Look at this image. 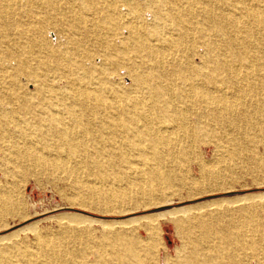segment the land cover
Here are the masks:
<instances>
[{
    "label": "rangeland",
    "instance_id": "rangeland-1",
    "mask_svg": "<svg viewBox=\"0 0 264 264\" xmlns=\"http://www.w3.org/2000/svg\"><path fill=\"white\" fill-rule=\"evenodd\" d=\"M122 1L95 0L88 9L86 2H80L83 10L96 15L94 34H86L92 24L86 20L77 24L75 16L65 11L63 0L58 4L56 26L49 25L43 41L20 45L13 55L0 51V66H7L4 79L10 81L9 76L14 75L15 80L8 92L25 99L18 106L36 97L42 82L53 81L60 91L67 86L57 62L59 53L51 52L58 50L62 37L57 36L58 25L66 37L74 39L67 42V49L79 45L72 56L111 86L128 87L129 68L142 63H146L144 68L150 66V58L133 43L123 46L118 39L114 41L116 22L111 17ZM136 1L141 10L124 13L125 22L142 21L140 29L149 35L165 28L164 15L155 21L144 0ZM40 2L39 12L45 10ZM76 25L79 30L73 27ZM128 31L124 27L122 35L127 36ZM99 35L101 42H97ZM203 53L200 46L188 53L190 62L201 64ZM211 73L229 79L225 71ZM19 115L27 119V135L35 145L31 154H21V146L14 143L19 139L12 135L14 124L7 129L0 126V236L14 234L10 241L1 242L0 264H166L167 257L191 247V238L200 239L205 264H264L263 114L250 113L249 123L256 124V129L245 132L220 126L193 129L190 125L195 117L188 113L191 133L170 122L180 141L155 149L142 147L145 141L139 129L111 133L101 127L98 117L95 129L81 132V142L68 145L43 136L42 125L35 121L37 113L22 110ZM240 120L246 124V115ZM142 133L147 138L156 135ZM22 142L19 140L20 145ZM5 201L10 202L6 211L2 207ZM175 208L179 209L175 219L161 221V232L153 239L146 226L132 231L118 223L105 224ZM227 236L239 241L232 253L235 259L217 256Z\"/></svg>",
    "mask_w": 264,
    "mask_h": 264
},
{
    "label": "bare ground",
    "instance_id": "bare-ground-1",
    "mask_svg": "<svg viewBox=\"0 0 264 264\" xmlns=\"http://www.w3.org/2000/svg\"><path fill=\"white\" fill-rule=\"evenodd\" d=\"M61 1L63 0H41L39 4L45 10L39 12L38 0H0V51L13 55L20 45L33 46L43 41L44 32L49 25L56 26L60 16L58 4ZM93 1L95 0H66L65 11L75 16L77 24L85 20L92 24V28L86 29V34H94V28L97 27L96 15L88 14L79 3L86 2L85 9H88ZM144 2L153 20L164 15L161 20L165 28L163 26L162 30L149 35L140 29L142 21L137 24L125 22V15L122 16L124 13L141 10L142 5L136 0L120 2V10H114L111 17V21L116 22L113 24L114 41L118 39L123 46L133 43L138 52H145L150 58L149 67L144 68L146 63H142L139 67L128 69L130 76L126 77L131 79L128 87L120 84L111 86L103 77L98 78L93 71L86 69L81 59L72 56L79 45L75 43L73 50L66 48L67 42L74 39L66 37V32L60 25L56 28L59 31L57 36H62L58 50L53 49L51 52L59 53L56 57L58 66L66 76L65 89L60 91L53 81L42 82L36 97L27 99L26 104L18 106L24 98L8 92L14 86V75L9 76L10 81H6L4 77L7 66H0V77L3 75L0 78V126L7 129L11 123L14 124L12 135L23 141L21 145L19 140L14 142L18 148L21 146V154L27 155L35 145L27 135V119L19 115L22 110L25 114L37 113L35 121L42 125L44 137L61 139L68 145H73L75 141L81 142V132L85 134L88 130L95 129L97 123L94 120L97 117L101 119V127L111 129V133L124 128L128 132L139 129L138 133L145 141V146L142 147L147 149L159 146L166 148L179 142L181 138L175 133L176 128L171 126L173 123L179 130H185L184 133L188 134L189 130L191 133L192 129L187 127L188 113H193L195 117L190 125L193 129L208 126L245 132L249 128L256 129V124H250L248 118L252 112L264 115V0ZM73 27L80 29L77 25ZM124 27L129 28L127 36L122 35ZM193 33L196 34L190 39ZM100 37L101 35L97 42H101ZM199 46L204 53L201 64L194 65L190 62L188 53H195ZM218 69L227 72L229 79L220 78L219 73H211H216ZM77 77L79 79L76 80ZM103 111L105 114H102ZM244 114L246 124L240 120V116ZM152 115L154 117L151 121ZM142 132L156 135L147 138ZM29 143L31 145L27 146ZM2 204L6 211L10 202ZM178 211V208L169 209L126 221L96 220L106 222L105 224L118 223L132 231L146 226L149 228V238L153 239L161 232V221L175 219ZM13 235L0 236V252L4 248L1 242L10 241ZM227 237L225 243L217 249V256L235 259L232 253L239 241L231 236ZM189 243L191 247H187L188 250L183 254H179L178 250L176 256L165 259L166 264H205L202 256L206 252L201 248L200 239L191 238Z\"/></svg>",
    "mask_w": 264,
    "mask_h": 264
}]
</instances>
